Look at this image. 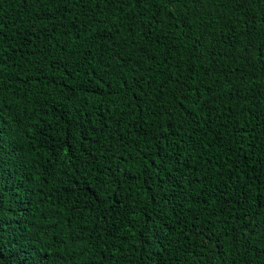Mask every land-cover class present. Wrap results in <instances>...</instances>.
<instances>
[{"label":"trees","instance_id":"1","mask_svg":"<svg viewBox=\"0 0 264 264\" xmlns=\"http://www.w3.org/2000/svg\"><path fill=\"white\" fill-rule=\"evenodd\" d=\"M0 264H264V0H0Z\"/></svg>","mask_w":264,"mask_h":264}]
</instances>
